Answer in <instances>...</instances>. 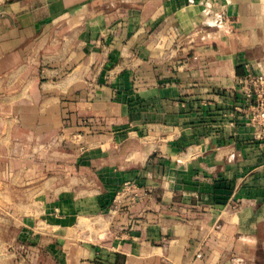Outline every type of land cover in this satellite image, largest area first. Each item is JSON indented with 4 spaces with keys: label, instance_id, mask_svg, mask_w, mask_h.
Wrapping results in <instances>:
<instances>
[{
    "label": "crops",
    "instance_id": "obj_1",
    "mask_svg": "<svg viewBox=\"0 0 264 264\" xmlns=\"http://www.w3.org/2000/svg\"><path fill=\"white\" fill-rule=\"evenodd\" d=\"M248 68L264 0L0 2V100L45 155L20 194L34 264H264Z\"/></svg>",
    "mask_w": 264,
    "mask_h": 264
},
{
    "label": "rangeland",
    "instance_id": "obj_2",
    "mask_svg": "<svg viewBox=\"0 0 264 264\" xmlns=\"http://www.w3.org/2000/svg\"><path fill=\"white\" fill-rule=\"evenodd\" d=\"M20 101L21 98L14 97L4 102L0 100V264L3 261L6 264H34L32 244L19 237L24 225L20 223L21 216L28 211L26 206H30L26 201L22 202L20 194L36 183L33 180L34 158L41 156L44 159L45 155L30 146L24 150L25 147L18 144L21 135L29 132L28 125L35 122V116L18 113L23 108ZM45 153L49 154L48 149Z\"/></svg>",
    "mask_w": 264,
    "mask_h": 264
},
{
    "label": "built area",
    "instance_id": "obj_3",
    "mask_svg": "<svg viewBox=\"0 0 264 264\" xmlns=\"http://www.w3.org/2000/svg\"><path fill=\"white\" fill-rule=\"evenodd\" d=\"M233 90L238 106L250 110L253 121L264 130V73H254L248 68L245 74L237 77Z\"/></svg>",
    "mask_w": 264,
    "mask_h": 264
}]
</instances>
